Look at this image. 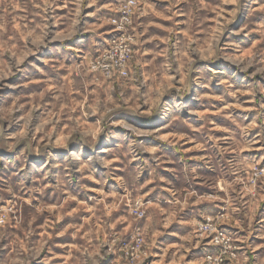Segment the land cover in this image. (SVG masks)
I'll return each instance as SVG.
<instances>
[{"label":"rangeland","instance_id":"374dc122","mask_svg":"<svg viewBox=\"0 0 264 264\" xmlns=\"http://www.w3.org/2000/svg\"><path fill=\"white\" fill-rule=\"evenodd\" d=\"M124 1L0 0V264H264V0Z\"/></svg>","mask_w":264,"mask_h":264},{"label":"built area","instance_id":"2783aa9c","mask_svg":"<svg viewBox=\"0 0 264 264\" xmlns=\"http://www.w3.org/2000/svg\"><path fill=\"white\" fill-rule=\"evenodd\" d=\"M135 6H136L135 0H126L123 3H121V5L118 8V11H119L118 17L112 20V23L116 29L123 30L126 28V26L130 23V17L134 12ZM114 49L116 50V52H117V49L119 51L120 57H119V61L116 64L120 65V68H121L122 63L127 59L128 49L126 48L125 45H122L120 43H117ZM3 221H4L3 216L0 213V224Z\"/></svg>","mask_w":264,"mask_h":264}]
</instances>
